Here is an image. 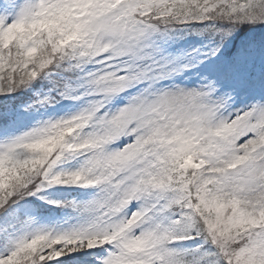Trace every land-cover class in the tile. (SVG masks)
Returning <instances> with one entry per match:
<instances>
[{
    "label": "snow or ice",
    "instance_id": "obj_1",
    "mask_svg": "<svg viewBox=\"0 0 264 264\" xmlns=\"http://www.w3.org/2000/svg\"><path fill=\"white\" fill-rule=\"evenodd\" d=\"M0 264H264V0H0Z\"/></svg>",
    "mask_w": 264,
    "mask_h": 264
}]
</instances>
